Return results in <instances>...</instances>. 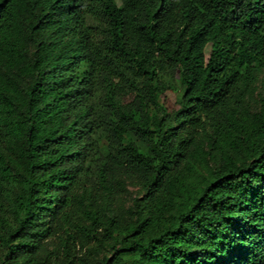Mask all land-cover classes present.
I'll use <instances>...</instances> for the list:
<instances>
[{
  "label": "trees",
  "instance_id": "1",
  "mask_svg": "<svg viewBox=\"0 0 264 264\" xmlns=\"http://www.w3.org/2000/svg\"><path fill=\"white\" fill-rule=\"evenodd\" d=\"M263 72L264 0H0V264H264Z\"/></svg>",
  "mask_w": 264,
  "mask_h": 264
},
{
  "label": "rangeland",
  "instance_id": "2",
  "mask_svg": "<svg viewBox=\"0 0 264 264\" xmlns=\"http://www.w3.org/2000/svg\"><path fill=\"white\" fill-rule=\"evenodd\" d=\"M209 50L207 49V54ZM170 89L166 92L162 100L167 104L170 111H173L177 108L178 99L182 93V87L177 78L169 80ZM264 92V72L259 76V80L256 84V91L254 94V100L252 101V108L256 109L258 105V100ZM125 188L121 189L119 194L116 197L115 208L119 211H125L132 204V200L140 195V186L135 180H127L124 184ZM72 222L81 227L87 224L82 218V214L77 208H73L70 212ZM55 247L53 241H49L44 248L42 253L48 252ZM103 253H97L95 255V262L93 264H100L99 259L103 256Z\"/></svg>",
  "mask_w": 264,
  "mask_h": 264
}]
</instances>
